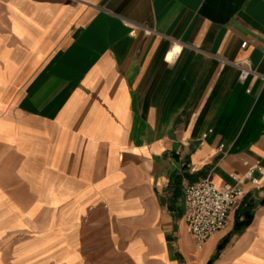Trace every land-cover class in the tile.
<instances>
[{
    "label": "crops",
    "instance_id": "crops-1",
    "mask_svg": "<svg viewBox=\"0 0 264 264\" xmlns=\"http://www.w3.org/2000/svg\"><path fill=\"white\" fill-rule=\"evenodd\" d=\"M205 177L245 195L198 246ZM246 200L213 264H264V0H0V264H208Z\"/></svg>",
    "mask_w": 264,
    "mask_h": 264
},
{
    "label": "built area",
    "instance_id": "built-area-1",
    "mask_svg": "<svg viewBox=\"0 0 264 264\" xmlns=\"http://www.w3.org/2000/svg\"><path fill=\"white\" fill-rule=\"evenodd\" d=\"M247 43L243 44V47ZM240 69L242 81L250 75L258 76L250 61L233 63ZM236 184L216 186L209 178H200L185 187V214L190 234L202 246L213 234L227 226L230 212L244 198L243 179L234 177ZM258 183L257 179L253 180Z\"/></svg>",
    "mask_w": 264,
    "mask_h": 264
},
{
    "label": "trees",
    "instance_id": "trees-1",
    "mask_svg": "<svg viewBox=\"0 0 264 264\" xmlns=\"http://www.w3.org/2000/svg\"><path fill=\"white\" fill-rule=\"evenodd\" d=\"M255 208L256 205L252 200H246L237 210L232 233L220 243L217 254L208 262V264L214 263L215 259L219 256L225 245L230 240L232 234L241 233L252 223L255 215Z\"/></svg>",
    "mask_w": 264,
    "mask_h": 264
}]
</instances>
